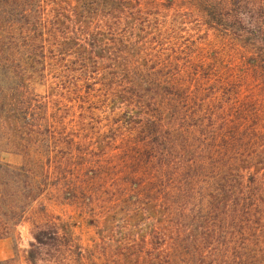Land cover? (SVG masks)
I'll return each mask as SVG.
<instances>
[{
	"label": "trees",
	"instance_id": "trees-1",
	"mask_svg": "<svg viewBox=\"0 0 264 264\" xmlns=\"http://www.w3.org/2000/svg\"><path fill=\"white\" fill-rule=\"evenodd\" d=\"M26 222L0 264H264V0H0V240Z\"/></svg>",
	"mask_w": 264,
	"mask_h": 264
},
{
	"label": "rangeland",
	"instance_id": "rangeland-1",
	"mask_svg": "<svg viewBox=\"0 0 264 264\" xmlns=\"http://www.w3.org/2000/svg\"><path fill=\"white\" fill-rule=\"evenodd\" d=\"M37 93H43V87L36 86ZM6 163L10 165L21 164V158L6 154L4 155ZM32 207L38 209L43 207L45 212L53 218H60L62 221L70 225L75 240L82 246V250L93 249L96 241L97 232L96 226L92 223V218L85 217L80 214L76 208L60 203L51 197H42ZM31 222L24 223L16 229L14 237L0 240V260L8 261L13 258L23 262L25 251L29 247L31 241L30 229ZM20 233V236L17 235ZM100 262V260L98 261ZM90 264V263H84Z\"/></svg>",
	"mask_w": 264,
	"mask_h": 264
}]
</instances>
